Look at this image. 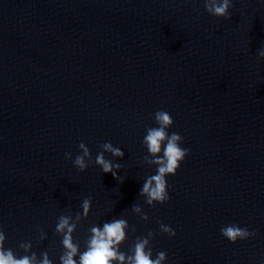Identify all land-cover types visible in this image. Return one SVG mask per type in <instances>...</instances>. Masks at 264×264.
<instances>
[{
    "label": "water",
    "instance_id": "1",
    "mask_svg": "<svg viewBox=\"0 0 264 264\" xmlns=\"http://www.w3.org/2000/svg\"><path fill=\"white\" fill-rule=\"evenodd\" d=\"M232 2L219 19L204 0H0L6 250L61 264L59 217L77 222L90 198L73 236L81 253L91 227L124 219L127 255L152 232L153 258L163 251L166 264H264V0ZM159 110L189 155L167 177L169 200L152 207L140 195L156 174L143 138ZM107 142L124 152L105 153L123 183L95 163ZM80 143L92 156L85 172L73 164ZM229 224L256 235L232 244L221 234Z\"/></svg>",
    "mask_w": 264,
    "mask_h": 264
},
{
    "label": "clouds",
    "instance_id": "2",
    "mask_svg": "<svg viewBox=\"0 0 264 264\" xmlns=\"http://www.w3.org/2000/svg\"><path fill=\"white\" fill-rule=\"evenodd\" d=\"M204 7L208 14L215 18L229 19L230 10L234 5L232 0H204ZM258 57L264 60V48L258 51ZM154 119L158 126L147 129L143 144L151 157H145V162L156 167V174L146 179L140 192V195L145 197V202L152 207H155L156 204L163 205L169 200L167 177L175 176L181 164L189 155V150L181 147L183 143L182 136L175 132L171 134L168 132V129L172 128L174 124L171 115L167 111L159 110L155 113ZM79 148L82 154L75 157L73 164L80 172H85L92 156L89 148L84 143H80ZM100 148L102 150L97 154L95 163L103 170V173L111 174L123 183L118 175V172L122 169L121 164L106 159L105 153H109L117 159H122L124 152L120 148L113 147L110 142L100 145ZM65 158L72 160L71 153H66ZM91 207V199H84L82 202L83 214L77 213L75 216L76 221L87 219ZM132 211L145 221L149 219L143 213L141 207L136 204L132 206ZM77 222H73L70 216L61 215L59 217L56 232L63 237L62 244L65 250L60 257L61 264H166L167 255L163 251L158 252L156 257L153 258L150 247V239L154 238L152 232H149L147 237L137 239L131 255L120 251V247L127 239L126 233L129 228L127 221L124 219L105 222L102 227H91V235L86 242V251L81 253L79 246L73 239ZM133 231H135L134 228ZM160 231L169 237L176 236V232L163 223L160 224ZM221 234L232 244H236L238 241H246L256 235L255 232H251L247 228H241L236 224L223 226ZM41 235L44 238L43 233ZM5 241L6 237L3 231H0V264H52V260L46 252L42 253V259H38L35 253L17 258L11 249H5ZM20 247L25 253H31L32 246L30 243L21 244Z\"/></svg>",
    "mask_w": 264,
    "mask_h": 264
}]
</instances>
